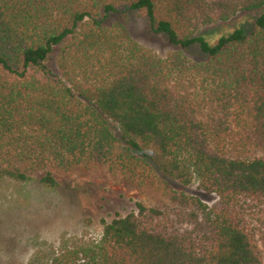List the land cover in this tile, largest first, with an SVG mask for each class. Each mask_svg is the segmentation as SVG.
I'll return each mask as SVG.
<instances>
[{
    "label": "trees",
    "instance_id": "16d2710c",
    "mask_svg": "<svg viewBox=\"0 0 264 264\" xmlns=\"http://www.w3.org/2000/svg\"><path fill=\"white\" fill-rule=\"evenodd\" d=\"M263 9L264 0H0V182L55 190L56 173L107 164L119 147L131 174L144 166L219 200L138 202L102 221L97 241L65 240L27 264H264V156L254 155L264 152ZM252 12L249 32L244 23L202 34ZM136 13L174 51L159 57L111 22ZM183 75L196 102L173 87ZM201 108L216 117L202 120ZM255 212L257 232L246 222Z\"/></svg>",
    "mask_w": 264,
    "mask_h": 264
},
{
    "label": "rangeland",
    "instance_id": "374dc122",
    "mask_svg": "<svg viewBox=\"0 0 264 264\" xmlns=\"http://www.w3.org/2000/svg\"><path fill=\"white\" fill-rule=\"evenodd\" d=\"M257 14L259 12L239 14L228 22L203 29L202 34L216 38L238 24L246 23L248 28ZM111 22L122 26L131 41L159 57L174 51L162 36L150 31L142 13L121 15ZM86 29L87 24H84L79 32ZM185 54L198 56L196 49ZM51 68L56 74L53 62ZM173 87L184 99L198 100L196 84L190 76L177 78ZM197 116L202 120L216 117L205 108L199 109ZM114 134L117 137L116 129ZM254 155L264 156V152L256 151ZM119 156L118 147L107 164H89L65 174L56 173L55 190H46L35 182H0V264H27L38 251L46 258L52 251L59 250L65 240L97 241L102 233V221L110 222L117 215H127L138 202L146 206H172L169 200L172 194L182 193L199 199L208 207L219 206L218 198L201 191L196 183L184 187L140 165L131 174L121 167ZM261 218L262 214L255 212L246 222L257 232Z\"/></svg>",
    "mask_w": 264,
    "mask_h": 264
}]
</instances>
